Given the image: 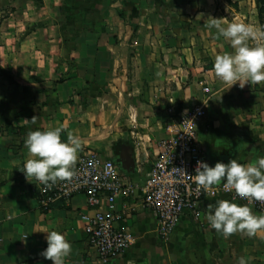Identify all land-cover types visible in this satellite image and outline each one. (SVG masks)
I'll return each mask as SVG.
<instances>
[{
    "label": "crops",
    "instance_id": "0c3cea01",
    "mask_svg": "<svg viewBox=\"0 0 264 264\" xmlns=\"http://www.w3.org/2000/svg\"><path fill=\"white\" fill-rule=\"evenodd\" d=\"M256 7L255 0H0V264H53L40 254L48 230L71 243L65 264H237L240 256L264 264V232L224 238L210 227L208 204L231 201L227 195L205 197L197 216L183 215L165 239L141 202L158 143L180 111L203 106L198 131L210 166L264 156V84L229 88L215 76V56L233 49L208 27L215 17L263 32ZM33 116L36 124L25 122ZM57 126L62 141L70 132L82 138L78 158L94 151L135 184L111 205L115 226L134 241L110 260L88 244L81 216L96 207L85 194L43 210L33 194L39 182L16 168L28 159L27 133ZM99 203L108 208L105 197Z\"/></svg>",
    "mask_w": 264,
    "mask_h": 264
},
{
    "label": "clouds",
    "instance_id": "9594fccd",
    "mask_svg": "<svg viewBox=\"0 0 264 264\" xmlns=\"http://www.w3.org/2000/svg\"><path fill=\"white\" fill-rule=\"evenodd\" d=\"M208 27L214 28L216 35L228 41L233 49L232 52L215 56V76L229 88L233 85L243 88L246 84H264V32L249 24L225 23L215 17L208 19ZM29 121L36 124L35 116L31 120L25 119L26 123ZM62 130L63 126H57L27 133L24 145L28 159L16 168L23 172L28 181H37L50 188L74 175L78 152L83 147L82 138L70 132L67 141H62ZM222 181L223 191H234L235 195L231 201L220 199L208 204L206 219L210 227L224 238L237 232L249 237L264 232V215L253 214L249 206L254 201L264 202V156L247 164L235 158L227 163L217 161L214 166L203 160L197 161L194 182L198 195L221 185ZM237 197L248 203L238 205L235 202ZM44 232L47 233V247L40 254L53 264H65L72 251L66 235L57 230ZM237 264H250V258L240 256Z\"/></svg>",
    "mask_w": 264,
    "mask_h": 264
},
{
    "label": "built area",
    "instance_id": "2783aa9c",
    "mask_svg": "<svg viewBox=\"0 0 264 264\" xmlns=\"http://www.w3.org/2000/svg\"><path fill=\"white\" fill-rule=\"evenodd\" d=\"M210 90L208 83H201V91L206 97ZM204 115L203 106L197 105L180 111L167 125V136L158 143L156 156L142 186V205L155 214L158 233L163 239L175 230L183 215L197 216L199 204L205 197L225 194L232 198L235 195L234 191H223V181L207 192L202 191L199 195L195 192L196 164L198 160L205 161L198 131ZM39 185L42 192L49 194L46 199L38 198L43 210H47L52 201H67L77 193L85 194L86 203L96 207L93 215L83 214L81 218L86 222L88 244L101 260H110L133 243L134 237L128 230L115 226L117 216L111 205L116 197L131 194L135 184L119 172L114 161L103 160L94 151L83 153L77 159L70 179L58 181L50 188ZM104 197L108 208L100 210L99 202ZM251 205L264 213V202L254 201Z\"/></svg>",
    "mask_w": 264,
    "mask_h": 264
},
{
    "label": "trees",
    "instance_id": "16d2710c",
    "mask_svg": "<svg viewBox=\"0 0 264 264\" xmlns=\"http://www.w3.org/2000/svg\"><path fill=\"white\" fill-rule=\"evenodd\" d=\"M257 2L259 4H257V11H258V17H259V22L261 24V28L262 30L264 29V23H263V14H264V3L261 5L260 2H262V0H257ZM36 197L38 198H42V199H46L49 194L46 192H42L40 189L35 190V192L33 193Z\"/></svg>",
    "mask_w": 264,
    "mask_h": 264
},
{
    "label": "rangeland",
    "instance_id": "374dc122",
    "mask_svg": "<svg viewBox=\"0 0 264 264\" xmlns=\"http://www.w3.org/2000/svg\"><path fill=\"white\" fill-rule=\"evenodd\" d=\"M3 2H5V1H3ZM255 3H256V6H257V4H259L258 2H257V0H255ZM264 3V0H262V2H260V4L262 5ZM2 6H4V3L2 4ZM4 15V14H3ZM1 20V19H0ZM263 23H264V14H263ZM263 32H264V29H263Z\"/></svg>",
    "mask_w": 264,
    "mask_h": 264
},
{
    "label": "water",
    "instance_id": "95a60500",
    "mask_svg": "<svg viewBox=\"0 0 264 264\" xmlns=\"http://www.w3.org/2000/svg\"><path fill=\"white\" fill-rule=\"evenodd\" d=\"M117 163H119V161H117ZM119 165H120V163H119Z\"/></svg>",
    "mask_w": 264,
    "mask_h": 264
}]
</instances>
